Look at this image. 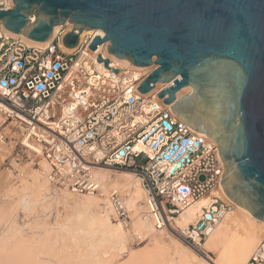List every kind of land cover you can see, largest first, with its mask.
I'll use <instances>...</instances> for the list:
<instances>
[{"label":"built area","instance_id":"built-area-1","mask_svg":"<svg viewBox=\"0 0 264 264\" xmlns=\"http://www.w3.org/2000/svg\"><path fill=\"white\" fill-rule=\"evenodd\" d=\"M13 7L12 0H0V10ZM56 27L50 41L36 47L7 35L0 20V143L11 138L24 153L44 160L48 183L75 196L100 194L94 169L131 171L151 213L168 225L206 197L196 220L177 231L184 244L202 252L201 244L232 208L209 196L223 173L216 144L158 99L168 85L157 83L144 95L136 90L154 67L138 79L114 73L104 56L108 43L100 51L104 44L88 49L96 31L80 34L77 46L66 49L62 38L72 24ZM108 200L116 219L128 225L122 196L112 191ZM245 264H264V237Z\"/></svg>","mask_w":264,"mask_h":264},{"label":"water","instance_id":"water-1","mask_svg":"<svg viewBox=\"0 0 264 264\" xmlns=\"http://www.w3.org/2000/svg\"><path fill=\"white\" fill-rule=\"evenodd\" d=\"M3 27L44 43L66 21V49L101 31L88 46L139 68L154 67L136 90L157 94L186 126L216 144L220 186L264 222V0H12ZM77 32V33H76ZM109 68V60L101 56ZM112 72L118 73L113 68ZM191 91L177 98V92Z\"/></svg>","mask_w":264,"mask_h":264},{"label":"bare ground","instance_id":"bare-ground-1","mask_svg":"<svg viewBox=\"0 0 264 264\" xmlns=\"http://www.w3.org/2000/svg\"><path fill=\"white\" fill-rule=\"evenodd\" d=\"M56 29L57 27L54 31ZM87 32H82L81 36ZM6 34L13 37L21 36L29 46L42 47L50 41L48 39L44 43H39L28 40L21 34L8 31ZM96 34L103 35L99 30ZM105 47L106 44L99 47L98 51ZM64 52L71 51L64 50ZM104 56L111 61L112 67L118 69V73H125L128 78L138 79L141 74L147 73L152 68L134 67L125 60H118L106 54ZM190 91L189 86L182 88L177 92V98ZM8 151L0 150V163L5 161ZM39 166L40 170H33L27 174V179L20 180L23 193L18 194L16 187L10 186L5 187V191L0 196L1 203L3 202L0 207L2 226L0 254L3 256L8 251L11 252L3 259L7 264L14 259L13 255L19 260V264L20 262L26 264L28 261V264H158L164 257L169 258V264H245L264 237V222L256 220L247 210L233 203L219 186L213 189L209 196L221 197L228 201L232 208L201 244L202 252L194 251L174 238H171L172 250H169L163 242L164 236L167 235L166 229L162 228L165 220L163 219L162 224L158 215L154 216L151 213L148 196L140 178L131 171L116 170L117 174H113L103 167L93 170V176L100 185L99 195L104 197L103 200L91 194L74 198L73 194L64 191L61 193L62 195L64 193L62 204L70 208L72 213L64 216L62 220L57 216L54 220L56 227H44L41 238L23 235L16 221L19 212L21 210L30 212L35 206L46 212L50 209L52 201L54 202L49 196L48 181L45 177L49 167L44 160H41ZM20 170V175H23ZM112 191L126 193V200L122 197L124 206L127 212H133L132 217L129 215L131 221L126 226L113 214L108 200V195ZM58 199L55 198V202ZM205 202L206 197L192 204L174 218V225L173 223L170 225L182 228L193 223ZM53 236L54 239L51 238ZM132 236L148 240V243L138 252H129L127 259L119 262L117 257L120 253L126 252V243ZM168 241L170 244V240ZM8 246L10 248H7ZM19 252L25 255L18 258ZM28 254L31 257H28Z\"/></svg>","mask_w":264,"mask_h":264},{"label":"rangeland","instance_id":"rangeland-1","mask_svg":"<svg viewBox=\"0 0 264 264\" xmlns=\"http://www.w3.org/2000/svg\"><path fill=\"white\" fill-rule=\"evenodd\" d=\"M12 137H17V134H12ZM7 148H9V149H7ZM1 149L3 151H6V152L8 150H10V152L8 151L9 154L6 156L5 161L0 163V196L5 191V189H6L5 187H10V186L16 187V189H17L16 192H18V194H21L24 191H22L20 188V180L23 178L27 179V174L31 173V171L40 170L39 163L41 162L42 159L34 158L32 155L24 153L18 146H15V140H13L11 138L8 141H6L5 143H0V150ZM28 155H29V158H30V156L32 158L28 159ZM31 161H32V163H31ZM19 169H21L20 171L22 173H24L23 175L22 174L20 175ZM104 170H107L113 174H117V173H115L116 170L111 169V168H107ZM6 177L9 178V180ZM48 189L50 191L49 196L52 197V199L54 200V202L52 201L51 207H50V209H48V211L43 212L42 209H40L38 206H35V208L30 212L22 211V210L19 212V214L16 218V221L18 222L19 226L21 227V232L23 233V235L24 234L29 235L30 237H31V235L32 236L34 235V236H39L41 238L42 233H44V227H52V228L56 227V226H54L55 225L54 220L57 216H59V220H62V219H64V216L72 213V211H70L71 210L70 208H68L67 206L62 204L64 201V199L62 197V196H64V193H63V195L61 193L64 191L58 190L57 188L51 186L49 183H48ZM117 192L123 198L125 197L124 200H126V193L124 194L121 191H117ZM83 196H86V195H81V196H74L73 195L74 198H81ZM95 196L99 199H102V200L104 198V197L102 198L99 194L95 195ZM55 198H59V199L55 202ZM1 201L2 200H0V203H1ZM2 204H3V202L0 204L1 205L0 207H2ZM66 209H67V211H66ZM132 214H133V212H128V216L130 215V217H132ZM130 217H129V219L131 221ZM130 221H129V223H130ZM161 222H162V220H161ZM36 223H38V224L36 225ZM164 223H165V225H162L163 226L162 228L166 229L167 235L164 236L165 238H163V240H164L163 242L165 243L164 245H166L165 246L166 248H168L169 250H172L171 238L177 239L180 242H182V241L180 240V238L177 235L178 228L172 226V225H174V221L172 222L173 224L171 223L172 225H168L165 221H164ZM162 224H163V222H162ZM1 227L2 226L0 224V228ZM51 238L54 239V236ZM168 240H170V244H169ZM59 243H58V245L61 244V243L60 244ZM147 243H148V240L145 241L142 238L138 239L137 237L135 238V236L130 237L129 242L126 243V245H127L126 246V252L120 253L117 257V260L119 262L125 261L128 257L129 252H131V253L132 252H138ZM168 244L170 245V247L168 246ZM182 244L184 246H186V244H184L183 242H182ZM7 248H10V247L8 246ZM109 253H110V250H109ZM10 254H11L10 251L3 254V256H1V254H0V264H7V262L5 263L3 261V259H5L6 256L8 257ZM101 254H102V252H101ZM22 255H25V254L19 252L18 258H22L21 257ZM15 257L16 256L13 255L14 259L12 261H10L8 264H19V260H17V258H15ZM28 257H31V255L28 254ZM21 263L22 262H20V264ZM28 263H29V261L26 264H28ZM158 264H169V258L164 257L162 260L159 261Z\"/></svg>","mask_w":264,"mask_h":264}]
</instances>
